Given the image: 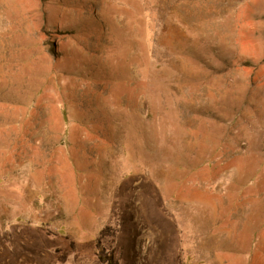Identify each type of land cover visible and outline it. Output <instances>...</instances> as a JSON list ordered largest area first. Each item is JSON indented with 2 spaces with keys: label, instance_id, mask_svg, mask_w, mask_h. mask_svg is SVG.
<instances>
[{
  "label": "rangeland",
  "instance_id": "1",
  "mask_svg": "<svg viewBox=\"0 0 264 264\" xmlns=\"http://www.w3.org/2000/svg\"><path fill=\"white\" fill-rule=\"evenodd\" d=\"M0 264H264V0H0Z\"/></svg>",
  "mask_w": 264,
  "mask_h": 264
}]
</instances>
